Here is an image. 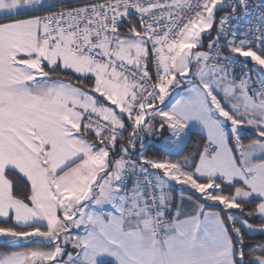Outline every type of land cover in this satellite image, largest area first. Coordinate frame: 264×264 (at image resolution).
<instances>
[{
    "label": "snow or ice",
    "instance_id": "1",
    "mask_svg": "<svg viewBox=\"0 0 264 264\" xmlns=\"http://www.w3.org/2000/svg\"><path fill=\"white\" fill-rule=\"evenodd\" d=\"M0 244L264 264V0H0Z\"/></svg>",
    "mask_w": 264,
    "mask_h": 264
},
{
    "label": "trees",
    "instance_id": "2",
    "mask_svg": "<svg viewBox=\"0 0 264 264\" xmlns=\"http://www.w3.org/2000/svg\"><path fill=\"white\" fill-rule=\"evenodd\" d=\"M208 39H210V38H208V37L205 38V44H207ZM198 140H199V136L197 134H193L188 139V142H187V144L184 147L185 153H187L188 150L193 149L195 147L196 143L198 142ZM3 249H4V245L0 244V250H3Z\"/></svg>",
    "mask_w": 264,
    "mask_h": 264
},
{
    "label": "rangeland",
    "instance_id": "3",
    "mask_svg": "<svg viewBox=\"0 0 264 264\" xmlns=\"http://www.w3.org/2000/svg\"><path fill=\"white\" fill-rule=\"evenodd\" d=\"M149 138V151L152 154H160L162 151L158 148L160 145L159 140L156 137H148ZM165 141L161 139V143H164Z\"/></svg>",
    "mask_w": 264,
    "mask_h": 264
},
{
    "label": "crops",
    "instance_id": "4",
    "mask_svg": "<svg viewBox=\"0 0 264 264\" xmlns=\"http://www.w3.org/2000/svg\"><path fill=\"white\" fill-rule=\"evenodd\" d=\"M159 142H160V145L158 146V148L163 152L164 150H166L167 148V145L166 143H161V139H158ZM137 147L139 148V144L137 145ZM145 147H146V152L150 153L149 151V138L147 137L146 140H145ZM175 158V157H173Z\"/></svg>",
    "mask_w": 264,
    "mask_h": 264
},
{
    "label": "built area",
    "instance_id": "5",
    "mask_svg": "<svg viewBox=\"0 0 264 264\" xmlns=\"http://www.w3.org/2000/svg\"><path fill=\"white\" fill-rule=\"evenodd\" d=\"M67 3L74 4V3H79L80 0H66ZM214 35V34H213Z\"/></svg>",
    "mask_w": 264,
    "mask_h": 264
}]
</instances>
